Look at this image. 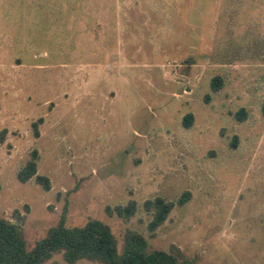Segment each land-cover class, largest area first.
Wrapping results in <instances>:
<instances>
[{"label": "rangeland", "instance_id": "374dc122", "mask_svg": "<svg viewBox=\"0 0 264 264\" xmlns=\"http://www.w3.org/2000/svg\"><path fill=\"white\" fill-rule=\"evenodd\" d=\"M263 105L264 0H0V216L27 250L64 212L119 251L133 230L192 264H264ZM32 150L48 190L17 179ZM157 195L175 204L151 233Z\"/></svg>", "mask_w": 264, "mask_h": 264}, {"label": "trees", "instance_id": "16d2710c", "mask_svg": "<svg viewBox=\"0 0 264 264\" xmlns=\"http://www.w3.org/2000/svg\"><path fill=\"white\" fill-rule=\"evenodd\" d=\"M221 85L222 78L219 75L213 76L210 81L211 90L217 91ZM234 116L238 120H243L246 112L241 108ZM191 122L192 114L184 115L183 125L188 127ZM33 126L37 134L36 123ZM37 158L36 150H32L28 160L17 171V179L26 182L34 177L38 184L48 190L50 188L48 177L37 174ZM187 199L188 193H183L176 203L183 204ZM174 204L173 201L165 200L159 195L143 202L144 209L151 213L148 223V230L151 233L165 221ZM135 208V201L129 200L125 205L115 206L114 211L126 219L134 213ZM64 221L63 212L57 224L50 227L45 236L27 250L20 226L0 216V264H43L57 252L61 253L66 264H74L81 259L100 264H192L189 259L178 253L160 249L149 250L144 236L136 231H126L123 246L119 251L114 234L102 221L89 219L81 226L72 227L66 226Z\"/></svg>", "mask_w": 264, "mask_h": 264}]
</instances>
